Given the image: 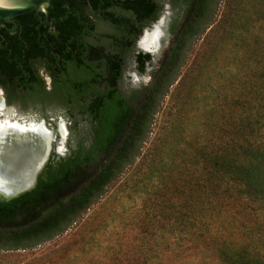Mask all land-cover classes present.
Instances as JSON below:
<instances>
[{"label":"rangeland","instance_id":"obj_1","mask_svg":"<svg viewBox=\"0 0 264 264\" xmlns=\"http://www.w3.org/2000/svg\"><path fill=\"white\" fill-rule=\"evenodd\" d=\"M259 37L264 0H216L133 156L102 161L86 199L67 198L65 227L31 246L0 249V264H264V211L228 195L237 185L226 174V142L235 153L240 110L254 107L244 71ZM4 112L27 122L48 113L55 131L66 110L7 100ZM65 125L64 150L75 135ZM52 146L63 149L59 136Z\"/></svg>","mask_w":264,"mask_h":264},{"label":"trees","instance_id":"obj_2","mask_svg":"<svg viewBox=\"0 0 264 264\" xmlns=\"http://www.w3.org/2000/svg\"><path fill=\"white\" fill-rule=\"evenodd\" d=\"M215 4L216 0L210 11L196 21L193 33L173 49L149 90L135 124L130 126L127 138L115 149L116 154L122 152L123 156L132 157L137 143L146 137L160 100L177 75L188 47L209 22ZM151 12V0H52L53 25L49 33L46 32L47 16L43 12H30L5 20L4 26L0 27V80L3 77L7 86H27L33 82L25 99L20 101L42 107L65 106L74 115L79 104L87 100L93 104L100 102L101 94L93 97L96 84L112 71V64L120 56V47L127 45L124 40L134 38L139 23L150 17ZM55 30L58 33H53ZM250 63L252 76H248ZM42 69L55 76L50 92L45 90L39 76ZM244 72L245 88L251 85L253 88L254 107L250 109L243 105L240 110L238 131L241 139L237 141L235 153L234 141L230 138L226 142L227 178H233L237 185L234 192L228 189L227 194L240 196L264 211V37L258 38L255 54L246 62ZM243 98V104L247 103V91ZM115 128L109 122L101 123L95 149L90 155L77 151L58 161L50 160L48 170L40 179L49 182L53 190L51 212L40 224L44 235H25L37 228L27 227L22 222L18 237L0 239V249L31 246L51 238L65 227V217L62 216L67 198L77 195L79 200H84L91 193L99 172H88L87 164L96 160V148L113 144ZM125 145L129 146L128 150L124 149ZM112 161L113 158L109 159V164ZM30 196L27 194L8 204L20 205Z\"/></svg>","mask_w":264,"mask_h":264},{"label":"flooded vegetation","instance_id":"obj_3","mask_svg":"<svg viewBox=\"0 0 264 264\" xmlns=\"http://www.w3.org/2000/svg\"><path fill=\"white\" fill-rule=\"evenodd\" d=\"M213 3L214 0H151L150 17L139 23V29L134 38L130 39L131 41L124 40L127 45L120 47V56L112 64V71L103 75V81L96 84L93 97L101 94L100 102L93 104L87 100L78 105L74 115L63 106L66 110L63 118L66 123L73 126L71 130L75 131V135L73 133L72 138L68 140L65 154L60 155L56 146L52 147L49 159L40 172L35 186L23 195L31 194V196L22 200L20 205L8 204L19 198L12 200L0 198V239L18 237L22 222H25L27 227L37 228L36 231H29L25 235H44L40 230V224L51 212L50 197L53 190L49 182L40 179L48 170L50 160L53 158L58 161L74 155L77 151L83 155H90L95 149L101 123L109 122L116 126V133L112 137L113 144L106 148H96L98 152L96 160L87 164L88 172H97L98 168H101V162L106 163L115 153V149L127 138L130 126L135 124L149 90L156 82L173 49L182 43L186 36L193 33L196 21L200 20L205 12L210 11ZM159 27L162 30L157 48L149 50L143 48L141 46L143 38L157 31ZM39 76L43 80L45 90L50 92L55 76L46 73L44 69L39 72ZM32 83L29 82L27 86H7L2 77L0 103L7 109V100L22 102L20 99H25L27 92L33 86ZM109 92L110 95L107 96ZM44 116L48 128L51 119L48 113H44ZM141 122L140 120L139 123ZM57 130L58 125H56V133ZM1 169L5 172L7 167ZM46 222L48 224V221Z\"/></svg>","mask_w":264,"mask_h":264},{"label":"bare ground","instance_id":"obj_4","mask_svg":"<svg viewBox=\"0 0 264 264\" xmlns=\"http://www.w3.org/2000/svg\"><path fill=\"white\" fill-rule=\"evenodd\" d=\"M161 28L152 34H147L141 46L147 50L157 48L161 40ZM5 105L0 104V116L5 119L0 122V192L10 193L18 187L25 186L29 182L26 173L17 175L18 178L9 180L5 176H13L26 168L28 162H34L41 156V153L50 147L54 135L48 130L44 122H27L5 114ZM60 133L64 139L67 138L66 125L60 124ZM61 149V148H59ZM33 165L35 166V164ZM7 167L5 172L2 167Z\"/></svg>","mask_w":264,"mask_h":264},{"label":"water","instance_id":"obj_5","mask_svg":"<svg viewBox=\"0 0 264 264\" xmlns=\"http://www.w3.org/2000/svg\"><path fill=\"white\" fill-rule=\"evenodd\" d=\"M51 6H52V0H0V27L4 26L5 20H12L13 18L24 15L30 12H43L47 16V28L46 32L49 33L51 32V27L53 25V17L51 14ZM53 33H58V30L53 31ZM15 118H17L15 116ZM19 122L21 121H27L25 119H18ZM35 121V120H34ZM36 122H41V121H36ZM42 122L45 123V120H42ZM66 124V120L64 118H61L58 124V130L57 133L52 130L54 139L52 140L50 147L47 148V150L43 151L41 153V156L39 158L35 159V166L33 163L30 161L28 164L25 166L21 171L17 172L15 175L8 176L6 175L5 177L9 180H14L17 177V175L21 176V174L26 173L27 177H29V182L25 186H20L14 191L10 193H3L0 192V198L3 200H12V199H17L23 196L25 193L30 191L36 184L37 178L42 171V169L45 167L48 159L50 152L52 150V143L54 142L55 138L57 136L60 137L61 140V145L63 149H57V152L60 155L65 154V144L67 141V138L64 139L60 133V124L61 123ZM56 134V135H55ZM14 178V179H13Z\"/></svg>","mask_w":264,"mask_h":264}]
</instances>
